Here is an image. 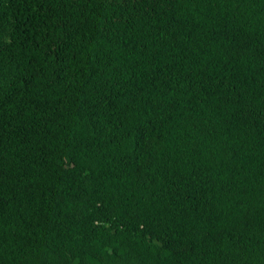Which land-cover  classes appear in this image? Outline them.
<instances>
[{"label": "trees", "instance_id": "16d2710c", "mask_svg": "<svg viewBox=\"0 0 264 264\" xmlns=\"http://www.w3.org/2000/svg\"><path fill=\"white\" fill-rule=\"evenodd\" d=\"M0 264H264V0H0Z\"/></svg>", "mask_w": 264, "mask_h": 264}]
</instances>
